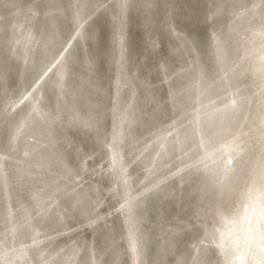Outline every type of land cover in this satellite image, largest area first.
<instances>
[{
    "label": "water",
    "instance_id": "1",
    "mask_svg": "<svg viewBox=\"0 0 264 264\" xmlns=\"http://www.w3.org/2000/svg\"><path fill=\"white\" fill-rule=\"evenodd\" d=\"M1 10L0 196L11 213L0 223V264H43L57 248L73 253L48 264H264V0H0ZM100 19L111 25V51L107 31L96 34ZM100 103L109 113L96 115ZM84 108L101 120L98 145L80 137ZM25 109L33 123L4 132V119ZM68 127L76 136L61 145L55 137ZM243 151L237 174L230 155ZM35 167L48 188L26 215ZM57 179L84 184L66 217L58 200L69 189ZM78 240L81 250L71 249ZM10 245L21 252L3 253Z\"/></svg>",
    "mask_w": 264,
    "mask_h": 264
},
{
    "label": "bare ground",
    "instance_id": "2",
    "mask_svg": "<svg viewBox=\"0 0 264 264\" xmlns=\"http://www.w3.org/2000/svg\"><path fill=\"white\" fill-rule=\"evenodd\" d=\"M40 1H42V0H37V2L39 3ZM63 2V1H62ZM61 2V3H62ZM57 4V3H56ZM44 8V5H41L40 6V10H42ZM44 10V9H43ZM2 12H0V16L2 15V13H4V10H1ZM107 16H108V11H107V13H105ZM109 17V16H108ZM107 18V17H106ZM35 20H36V18L35 19H33V22H32V26H33V24L35 23ZM107 20H108V18H107ZM107 20H105V21H107ZM105 21H103V24H102V19H100V23H98L97 25H96V27H95V29H97L96 30V34H98L99 36L101 35V33H102V31H107V34L106 35H104L103 37H102V39H101V42H103V44H104V46L107 48V49H109L111 46H110V44L107 42L106 43V40H105V37H107V35H108V33H109V30H110V27H111V25H110V23L108 22V24L106 25V27H105ZM71 28H72V30L70 31V33L67 35L68 37L66 38L67 39V41H66V43L69 45V44H71V39H72V37H73V35L72 34H74V32L77 30L76 28H75V26L73 25V26H71ZM144 30V29H143ZM99 36H97V37H99ZM34 38L35 37H33L32 39H30L31 41H34ZM29 40L28 39H26V42H28ZM31 41H29L28 42V44L29 45H26V46H28V47H32V46H34V44H32L31 43ZM106 43V44H105ZM105 47H103L102 49H99L98 51L100 52V54H103V56H104V48ZM264 46H261L260 48H263ZM17 50L20 48V46L19 45H17ZM37 48V47H36ZM110 51H111V49H109ZM69 51V50H68ZM164 52V51H163ZM69 53V52H68ZM80 59V61H81V57L79 58ZM28 60H30V58L27 56V61ZM28 63V62H27ZM24 66V65H23ZM58 67H59V63H56V65L54 66V70H53V79H52V82H51V89H52V91L53 92H55V96H54V99H55V101L58 103V99L60 100V96H59V94H58V89H59V87L62 85V84H64V83H62L63 81H61L59 78H58V74H59V70L60 69H58ZM76 70H74L73 71V83H74V86H81V84H83L84 83V80H85V78H83L84 77V75H85V71H84V73H82V71L84 70H82V62H80V65H76ZM10 68V67H9ZM21 70H22V64L20 63V62H18V65L16 64V68H14V72H13V74H15V76H14V78H13V76L11 77L13 80H16L17 81V77H16V75H20L21 74ZM112 73V71L110 70V74ZM114 73H115V71H114ZM74 75H76V76H74ZM115 75V74H114ZM77 77V78H76ZM56 78V79H55ZM77 79V81H75ZM48 80V79H47ZM114 80H115V78H114ZM44 82H43V80L41 81V83L39 84V86H38V88L40 89V86L41 87H45L44 85L45 84H43ZM75 87V88H76ZM82 87V86H81ZM28 91V90H27ZM27 91H25L24 93H23V95L22 96H28V94H29V92H27ZM114 92V91H113ZM28 93V94H27ZM82 93H85V89L83 88V90H82ZM113 95H114V93H112V99H113ZM29 98V97H28ZM84 103V102H83ZM111 103H112V100H111ZM111 103H110V105H107V106H103L101 103L99 104V105H97V106H94L93 105V108H95V110H97V114L96 115H98L99 114V112H100V110H102V111H104L105 113H109V111H110V107H111ZM82 107H85L84 105H82ZM85 110H84V116H83V119L84 120H86V124H85V126H84V128L86 129V130H84V132H85V135L84 136H82V134H81V139H86V141H88L89 140V142H90V139H93V141H94V143H95V145H98V143L100 142V137L99 138H97V135H100L101 134V129H100V119L99 118H97L96 117V115L94 114V115H90V116H88V109H86V108H84ZM104 109V110H103ZM50 114H52V116H54V118L55 119H57L58 118V112H55V111H52V113L51 112H49ZM17 115L18 116H20L19 118H17L16 120H14V121H12V120H9V122L7 121V118L6 119H4V124H3V126H2V130H3V127L5 128L4 129V132H6V133H9V130H13V132L14 131H16L15 129L18 127V126H20V125H22L23 123H26V124H29V123H31L32 122V120H33V114H32V112H31V109H29V110H27V109H25V110H20L18 113H17ZM54 118H52V117H50L49 118V120L50 121H48L49 123H51V121H52V124L54 123V121H55V119ZM88 118H89V121H91L90 122V127L88 126ZM108 119V118H107ZM12 121V122H11ZM33 123V122H32ZM8 124V125H7ZM9 124L12 126V128L11 129H9L8 127H9ZM103 125H104V127H105V122H103ZM60 126V125H59ZM83 127V126H82ZM14 128V129H13ZM19 128V127H18ZM17 128V129H18ZM68 129L69 130H71V132H72V134L71 135H69L68 133H66L65 131H62V129H61V131H60V133L61 134H63L65 137L63 138L62 136H59V137H55L56 138V140H58V142L62 145L63 143H66V142H69L70 140H71V138H70V136H72V135H74L75 134V136H76V133L74 132V129L72 128V127H68ZM68 130V131H69ZM78 130V129H77ZM106 135L108 134V131H106V133H105ZM83 137V138H82ZM219 137L220 138H223V135L222 134H220L219 135ZM28 138H30V143H34L33 144V147H36L37 148V151H39V153H41L42 154V151H43V149H45L46 150V152H47V150H48V143L46 144V143H43L42 141H41V139H39L38 137L36 138V136L34 135V134H29V137ZM65 140V142H64V140ZM29 140V139H28ZM27 148L25 147V149L24 150H26ZM27 151V150H26ZM97 151H98V149H97ZM96 151V153H99V152H97ZM48 152H49V150H48ZM238 152V151H237ZM133 153H135V151L133 152ZM247 152H245V151H243V154L240 152V153H231V158H232V162L233 163H235L234 165H232V170H237V174L239 173H241V167L245 164V163H247L248 161H249V158L248 159H246V162L245 163H243V158H241L242 156L244 157V155L246 154ZM0 154L1 155H3V156H5L6 154H4V152H2V151H0ZM97 155V154H96ZM7 157H9V158H7V165H6V167H4L1 171H3V175H7V174H10V171H11V169H12V167L10 166L11 165V157L10 156H8L7 155ZM237 158H241L240 159V162H238L237 163ZM9 159H10V161H9ZM21 162H23V161H21ZM139 162V161H138ZM23 164H25L24 162H23ZM139 164V163H138ZM227 166H229V165H227ZM19 167H21V166H19ZM22 167H25V168H27V165L25 164V165H22ZM22 167H21V169H18L19 170V173H20V171H22ZM230 167V166H229ZM35 170H33V172H32V175H33V177H32V179L30 180V183H27L28 185H29V189L27 190V194L29 195V198L27 199V202H25L24 204H22L23 206H24V208H25V210L27 211V214L26 215H28V214H31L32 212L31 211H33V210H35V209H37V206H38V204L36 203L37 202V200L40 198L39 196L40 195H45V193H46V190H47V182L46 181H44L42 178H41V174H40V168H38V167H35L34 168ZM259 169H260V171L258 172V177L259 176H261V175H264V157L262 156V158H261V163H260V165H259ZM20 175V174H19ZM63 176V175H62ZM18 178V177H17ZM263 180H261V181H259V182H261L262 183V181H264V177L262 178ZM13 180H15V178H13L12 179V181ZM60 180H61V182H60ZM60 180H58L57 179V181H59V183H60V186H64L65 188H68L69 190L66 192V197H65V199H64V196L62 195L61 197H60V199L58 200V201H62V203L63 204H65V205H63L64 206V208L65 209H63L62 208V210H61V208H60V213L62 214V215H64L65 217L67 216V215H69V213H72L73 211L72 210H70V209H68V208H70V204H69V201L67 202V200H68V197H72V194L73 193H75V192H80L81 190L82 191H84V184L82 185V184H80V185H76V186H72L71 184H69V183H65L66 181L65 180H63V179H60ZM213 180H215V178H213L212 176H208L207 177V181L208 182H211V181H213ZM217 180V179H216ZM51 181V180H50ZM49 181V182H50ZM14 183L15 182H13V184L12 185H14ZM262 187V188H261ZM260 190H262L263 188H264V185L262 184V185H259V187H258ZM63 190V188H60V189H57L56 190V192H61ZM6 197V196H5ZM236 198H234V200H235ZM264 199V197H262L261 195H257L256 196V201H259V200H263ZM4 200H5V198L4 197H2V196H0V223L2 224V222L4 221V219H5V217H7V215H9L8 214V210L10 209H8L7 207H6V205H5V203H4ZM35 200V201H34ZM114 200H115V198H114ZM114 202V201H113ZM115 203V202H114ZM67 205V206H66ZM119 206V205H118ZM118 206L116 205V207L114 208V216H115V221H116V219H117V216H119L118 214L120 213V211H119V209H120V207L118 208ZM248 206V205H247ZM234 209V207L233 206H231V208L228 210L229 212L230 211H232ZM13 211H14V213H16V214H22V215H25V213H19L21 210H20V208L19 207H14L13 208ZM13 211H12V213H13ZM9 213H11V209L9 210ZM74 213V212H73ZM75 218V220H78V218L75 216L74 217ZM79 221V220H78ZM119 223L121 222L122 223V221H119V220H117ZM120 223V224H121ZM5 230H8L9 231V233H8V231H7V234L9 235L11 232H12V230H10V228L9 227H5ZM95 230H97V227L95 228ZM100 231V230H99ZM81 232V231H80ZM99 233V232H98ZM81 234V233H80ZM100 240H101V238H100ZM79 240L78 241H76V242H74V244H77L78 246H74V247H72L71 249H75V247L78 249V248H80V245L81 244H79ZM70 244V243H69ZM21 250H22V246L20 247V246H18L17 247V249L14 247V246H12V245H10V246H7V247H5V249L3 250V253H6V254H9L10 256H15V255H18L20 252H21ZM80 250H81V248H80ZM262 249H259L258 251L260 252ZM263 250H264V246H263ZM70 251V250H69ZM68 250H66V253H62L63 252V249L61 248V249H56V250H53L50 254H48V255H46V256H44V259L42 260V261H44L43 262V264L44 263H47L48 264V262H50L51 260H52V257H53V255L55 256V255H58V256H63L64 254V256L60 259V261L62 260V261H64L65 260V258H69V256H68V254H70V253H73V252H69ZM72 251V250H71ZM23 252H24V250H23ZM57 253V254H56ZM53 254V255H52ZM62 254V255H61ZM262 255H263V257H264V252L262 253ZM55 257H57V256H55ZM59 261V262H60ZM61 261V262H62ZM65 263V262H64Z\"/></svg>",
    "mask_w": 264,
    "mask_h": 264
}]
</instances>
